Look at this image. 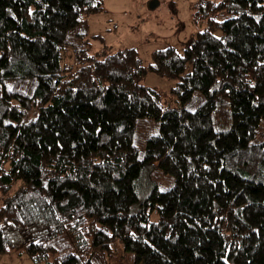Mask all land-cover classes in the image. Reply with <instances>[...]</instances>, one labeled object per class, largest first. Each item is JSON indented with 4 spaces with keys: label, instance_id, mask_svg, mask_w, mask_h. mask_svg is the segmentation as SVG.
I'll use <instances>...</instances> for the list:
<instances>
[{
    "label": "trees",
    "instance_id": "trees-1",
    "mask_svg": "<svg viewBox=\"0 0 264 264\" xmlns=\"http://www.w3.org/2000/svg\"><path fill=\"white\" fill-rule=\"evenodd\" d=\"M101 6L0 0V255L264 264V0L200 2L202 32L146 67L90 56Z\"/></svg>",
    "mask_w": 264,
    "mask_h": 264
},
{
    "label": "rangeland",
    "instance_id": "rangeland-1",
    "mask_svg": "<svg viewBox=\"0 0 264 264\" xmlns=\"http://www.w3.org/2000/svg\"><path fill=\"white\" fill-rule=\"evenodd\" d=\"M203 1L220 0H102L101 10L86 17L89 54L97 60L119 50L134 49L145 67L155 51L172 48L179 54L204 29L203 21L193 19L195 8ZM61 65H73L69 51L62 53ZM142 84L159 91L166 102L173 82L147 73ZM169 105L176 106L173 100ZM111 254V264L121 255L122 259L126 257L119 246L112 248ZM0 264L32 263L23 253L10 250L0 255Z\"/></svg>",
    "mask_w": 264,
    "mask_h": 264
}]
</instances>
